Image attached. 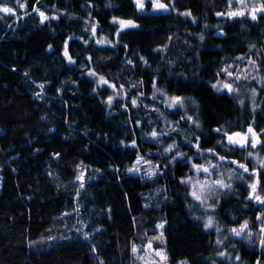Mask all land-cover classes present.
<instances>
[{
  "label": "trees",
  "instance_id": "1",
  "mask_svg": "<svg viewBox=\"0 0 264 264\" xmlns=\"http://www.w3.org/2000/svg\"><path fill=\"white\" fill-rule=\"evenodd\" d=\"M19 2L24 17L0 15V264H124L131 245L161 233L168 255L195 251L169 264H264V205L233 184L242 150L222 149L225 133L252 127L264 136V14L229 17L228 0H162L168 12L147 3L152 13L134 0ZM113 20L137 27L121 31ZM92 27L108 44L89 39ZM242 66L246 78L237 80ZM92 73L124 89V99L109 103L112 90ZM51 82L56 99L44 92ZM216 82L238 87L239 100ZM252 88L255 111L241 103ZM165 97L185 103L168 110ZM139 157L155 164L154 176L130 171ZM187 158L218 164L212 179L231 187L196 199L182 183L194 174ZM116 219L134 224L129 243L120 242ZM245 222L251 240L217 243ZM223 249L237 262L219 259Z\"/></svg>",
  "mask_w": 264,
  "mask_h": 264
},
{
  "label": "rangeland",
  "instance_id": "2",
  "mask_svg": "<svg viewBox=\"0 0 264 264\" xmlns=\"http://www.w3.org/2000/svg\"><path fill=\"white\" fill-rule=\"evenodd\" d=\"M134 1H135V5L137 7L136 0H134ZM169 1L171 2L172 0H169ZM161 2H162V0H161ZM228 2L230 3V5H229L230 9L233 10L230 12H243L244 15L249 14L250 17L253 14H255L256 16L258 14H261V13L264 14V12H261V11L253 12V9H259V8H261V6H264V0H228ZM147 3L150 5L151 10H153L154 12H168V11H170L169 5H168V10H166V11L165 10H157L153 6L154 0H144V7H143V9H140L139 7H137L138 12H140V13H148V12L152 13L146 7ZM17 5H18L17 10L13 9L15 12V15L5 14V13L4 14L5 15H11L14 18V20H18V19L24 17L23 16L24 15L23 14L24 8L20 7V5H21L20 2H18ZM0 6L9 7L8 5H5V4H0ZM1 14H3V12H0V15ZM115 21H117L115 23L117 24V27L120 30L121 26L118 22L119 20H115ZM125 28H128V27H125ZM89 39H93L95 43L108 44L107 39H105L104 37H101L97 34L95 27H92L90 29ZM247 72H248L247 67L242 66L241 73L236 76V79L237 80L244 79V77L247 75ZM92 77L99 86H105V87H108L112 90V93L110 94V97H109V100L111 98V102H109V103H112V101L115 98H123L124 99V97H125V90L124 89L116 88L113 84H111L109 82L103 83L101 81V77L98 75H92ZM103 80L106 81L104 78H103ZM222 84H223V82H216L215 83V85H217V87H222ZM233 88L235 90L232 93H229L227 90L217 91L216 88H214V89L217 92H223V93H227L229 95H236V97L239 100L238 95H241L240 90L238 87H236L234 85H233ZM44 92L50 99H52V98L56 99L58 97V93H57L55 84L53 82L44 86ZM256 93H257L256 95H253V88L251 90L245 89V95L247 97H246V99L241 100V101H243V103L247 102L250 108L255 109L256 100L258 98V92L256 91ZM73 97L76 98L75 95H73ZM172 98L173 97H165L164 98V102H163L164 106L163 107L165 109L173 110L175 108L180 107L179 105H175V106L172 105ZM184 103L185 102L183 100V105H184ZM246 133H247V130L244 133H241V137H243L244 134H246ZM256 134H257L256 139L258 140V143H257L255 148L251 147L252 135L250 133L248 134V141H247L246 147H241V146H239V144L229 143L228 140H226V143L222 144V149L224 151L229 150L230 146L232 148L234 147V148H237L238 150H242V153H241L242 163H238V161H236V162L238 164H243V165H245L246 168H248V172H244V170L242 168H239L237 166V164L233 163V166L235 168L236 167L239 168V173L237 174V177H235L233 184H236L237 181H240L245 186L246 185L249 186L250 184H253V183H256L258 186V176L264 170V167L260 166V161H264V158H263V156H264V151H263L264 136L260 135L259 133H256ZM230 136H233V140H235V141L243 142L241 137H236L234 134H232ZM249 152L252 153L251 156H249ZM181 154L178 153V155H181ZM183 155H184V153H183ZM181 156H174V157L175 158H182ZM139 158H140V163L137 164V161H136V163L133 166V169H138V171H133V173L141 174L145 178H149L151 176H154V175H150V174L151 173H155V174L157 173L155 164L151 161L146 160L145 158H142V157H139ZM186 160L188 163L191 162V167L194 171L193 176H191L190 178L187 179L188 184L191 187L192 194L194 197L204 196L202 194L205 191H208L209 197L213 200L216 197H218L222 191L228 189L227 187H225V188L219 187L217 184L214 183L215 180H213L211 177L212 170L219 168L218 164L211 162L209 159H205L203 161L201 159V162H199V163H193L192 158H187ZM193 165L203 166V167L209 168L210 174L205 173L202 170L198 171L196 168L193 167ZM212 165H218V167L213 168ZM67 171L69 172V170H67ZM71 173L74 175V177L77 176V173H73L72 171H71ZM206 175H209V176L205 177ZM240 176H242L243 178L241 179ZM250 192H251V189H250ZM257 194L260 195L261 198H264V191L262 189L259 188L258 191H256V193L254 195H257ZM204 197H206V196H204ZM250 200L253 201V203L259 205L260 207H262L264 205V204L258 203L254 198L250 199ZM209 217L212 218V221L214 220L212 216H208L206 218V223H207ZM116 224H117V227L119 229V240H120V242L121 243H129V241L132 238V235L134 233V230H135L134 224L124 223L118 219H116ZM241 225H243V224H241ZM241 225L235 229H240ZM260 226L264 227V222L260 223ZM249 232H251V227L249 225H248V228L245 229V231L239 236L235 235L232 231H230L229 234L227 235V237L223 238V240L220 242L219 245L220 246L225 245L227 241L234 243L236 241L251 240L252 235L249 236ZM262 234H263V232H261V235H259V236H262ZM157 237H159V239H156ZM233 240H235V241L233 242ZM150 242L152 245L151 248L148 247V244ZM165 243L166 242H165L164 237L163 236L161 237V234H158L156 236L149 237L145 244H142V245H140V243L134 244L137 246V249H138V251L136 253L132 252V246L133 245H131L130 249H127L124 253V264H131L132 259H134V264H169L172 260H182V259H185L187 256L195 253L194 250L184 249L181 251H177L171 255H168L163 248ZM257 247L260 251H262V249L264 248V245H262L260 242L259 246H257ZM158 251L162 252L166 256L165 260H161L160 256L156 255V252H158ZM221 253L223 255H221ZM221 253L218 254L219 259L226 260L230 263H236L237 262V256L236 255H230L224 249L221 250ZM141 257H143V259H141ZM183 264H186L185 261L183 262Z\"/></svg>",
  "mask_w": 264,
  "mask_h": 264
},
{
  "label": "snow or ice",
  "instance_id": "3",
  "mask_svg": "<svg viewBox=\"0 0 264 264\" xmlns=\"http://www.w3.org/2000/svg\"><path fill=\"white\" fill-rule=\"evenodd\" d=\"M18 2H19V0H18ZM136 4H137V7H139L140 9H143V7H144V0H136ZM153 6L157 10H165V11L168 10V5H166L165 3H162L161 0H154V5ZM20 7L23 8V7H25V5L24 4H21ZM34 10L35 11H38V9H34ZM256 11L264 12V6H261V8H259V9H253V12H256ZM0 12H3L5 14L15 15L14 10L12 8L6 7V6H0ZM39 15L41 17V21L42 22L44 20L48 19V17H46L43 12H39ZM183 15L190 16L191 13L190 12H185V13H183ZM218 15H222V14L218 13ZM227 15L229 17H234V16H238V15L239 16H242V15H244V13L243 12H229ZM251 19L256 20L257 19V16L255 14H253L251 16ZM114 22H117V21L114 20ZM118 22H119V24L121 26L120 27V30L121 31L125 27H137V25H135L132 21H118ZM220 34L222 35V33H220ZM117 35H119V32H117ZM201 39H203V37H201ZM65 55H67V52H65ZM238 59H243V57H239ZM70 62H72V61H70ZM249 63H254V61L249 60ZM92 75H95V73H92ZM228 75L229 76H232V73L229 72ZM101 81L103 83H107V81H104L102 77H101ZM41 87H43V86L41 85ZM213 87L216 88L217 91L227 90L229 93H232L235 90L233 88V85L231 83H226V82L222 84V87H217V85H215V84L213 85ZM256 94H257L256 93V90L253 89V95H256ZM109 102H111V98H110ZM132 103H133V105H135L136 104V101H132ZM241 103H243V101H241ZM172 105L173 106L179 105L180 107H183V99L182 98H179V97H173L172 98ZM253 111H255V109H253ZM188 119L191 121L192 120V117L189 116ZM196 126L199 127V124L197 123ZM216 131L217 132H220L221 129H216ZM249 133L252 135L251 147L255 148L256 145H257V143H258V140L256 139L257 134L254 132V130L252 129V127H249L248 128L247 133L244 134L243 137H241V133H235L234 134L236 137H241V139H242L243 142L233 140V136L227 135V133H225V135L227 136V140H228L229 143L239 144V146H241V147H246L247 146L248 134ZM152 136H153V138H155L157 136V133L156 132H153L152 133ZM173 150L174 149H173L172 146H170L168 149H166V151H169V152H171ZM209 151H211V150H209ZM181 155H183V154H181ZM213 155H215V153H213ZM251 155H252V153L249 152V156H251ZM219 159L220 160H224L225 158L221 156V157H219ZM139 163H140V158L137 159V164H139ZM232 163L237 164V166L239 168H242L244 170V172H248V168H246L245 165L238 164L236 161H232ZM260 166L261 167H264V161H260ZM193 167L196 168L198 171L199 170H202L205 173H209V168H207V167L197 166V165H193ZM212 167L213 168H216V167H218V165H212ZM130 171H138V169H130ZM150 175H155V173H151ZM231 178L232 177L230 175L229 176V179H231ZM240 178L242 179L243 177L240 176ZM77 179L82 181L83 180V175L77 177ZM187 182L188 181H182V183H187ZM214 183L217 184L221 188H225V187L230 188L231 187V184H226L223 179L216 180V181H214ZM82 186H83V184H81V187ZM249 188L251 189V192L249 194L248 199H253L254 198L258 203L264 204V198H261V196L258 195V194L257 195H254L256 193V191H257V184L256 183L250 184L249 185ZM196 199L199 200L200 197L199 196H196ZM257 219H261V217H257ZM212 225H213L212 218L209 217L207 223L205 224V228H211ZM157 227L158 228H163V224L157 225ZM247 228H248V224H247V222H245L243 225H241L240 229H235L234 228L231 231L235 235L239 236ZM217 231H219V229H217ZM261 232H264V227L261 228ZM162 235H163V233H161V237H162ZM250 235H251V232H249V236ZM85 239H87V237H85ZM156 239H159V237H157ZM217 243L219 244L220 241L218 240ZM261 244L264 245V240L261 241ZM148 247L149 248L152 247L151 242L148 244ZM137 251H138L137 246L136 245H133L132 246V252L133 253H136ZM156 255L157 256H160L161 260H165L166 259V256L162 252H160V251L156 252ZM221 255H223V254L221 253ZM141 259H143V257H141ZM237 259H239V258L237 257Z\"/></svg>",
  "mask_w": 264,
  "mask_h": 264
}]
</instances>
